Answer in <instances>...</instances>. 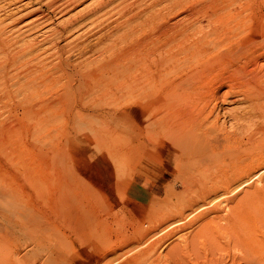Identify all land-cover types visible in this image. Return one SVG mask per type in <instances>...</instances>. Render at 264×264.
Wrapping results in <instances>:
<instances>
[{"label":"rangeland","instance_id":"obj_1","mask_svg":"<svg viewBox=\"0 0 264 264\" xmlns=\"http://www.w3.org/2000/svg\"><path fill=\"white\" fill-rule=\"evenodd\" d=\"M46 1L48 0H0V17L3 18L5 16L3 19H0V26L5 27V25H8L10 27V29L8 26L5 27V37L8 36L7 38L10 39L9 42L12 40L10 43L16 48L23 43L14 44L16 40L21 37H24L23 39L25 41L32 40L31 43L34 42L33 46L37 48L29 58L32 59L31 61H27L29 60L27 58L25 61H19L18 58H15V63L10 62V60L5 57L10 51V53L16 54V50L13 48L14 46H11L13 49L10 48V51L6 50L8 51L6 53L0 51V55H3L0 57V264H101L102 262L103 264H108L113 260L110 259L111 261H109L108 259L115 256L121 259L118 264H125L126 261L133 258L134 252L132 251V253L128 251V249H131V247L135 245L141 231L151 226L156 227L158 220H174L178 210L181 211L187 208L186 211H189V207L193 205L194 200L198 196L195 192L197 179L195 180V185L193 184L194 180H189L190 183L187 182L188 184H186L187 178L178 175L182 171L179 154L170 151L168 155L166 152L156 151V72L158 71L159 74L162 70L163 72L161 71L159 74L162 77L164 76L163 74H165L164 72H167L164 78L172 79V77L174 78L176 76L174 72L175 69L172 68L173 70L171 72H174L172 75L171 73L169 74L167 70L170 68L169 66L171 63L172 65H176L178 63L176 60H179V65L183 61V56H187L188 59L185 58L187 60L190 58L191 60H189V62L185 60L188 66L192 67L194 64L193 61L195 60L194 55L196 54L186 53V55H182V58L180 57L181 59L175 60L172 58L173 61L172 59L168 60L170 55L166 54L165 51L163 55H169V57L167 56L168 59L166 56H160L158 51V53L154 51L156 50V28L161 26L164 22L170 24L182 20L183 22H181L184 24V17L187 15L185 23L187 27L191 26V29L188 28L189 34L192 32L191 37L194 36V38H199L203 34L209 39L214 37L215 33L219 38L220 35L223 34H229L230 38H236L242 35L244 33L243 31L248 27L253 26V22L255 21L253 20V13L264 10V0H227L228 2L226 0H160V2L159 0H125L126 2H122L124 0H111L110 2L112 3H109L107 5L108 7L104 8V12H101L103 11L102 9L98 12L99 14H94L95 17H91V20L89 19L86 21L87 25L84 22L83 24L76 25V28L74 27L73 29L67 27L68 32L64 31V35H60L59 37L56 36V38H60H57V40L55 36H48L49 34L53 35L50 32L52 29V33H55L54 28L56 30L61 29V26H64L69 18L72 19L75 16L77 17L79 14L86 11V8L89 9L106 0H68L69 2L56 4L52 8L47 5ZM211 1L214 3L211 4L212 6L210 5ZM236 1H238V3ZM7 2L10 3L6 4ZM171 2H173V5ZM176 2L177 5L175 7ZM178 2L182 3L179 4ZM233 2L234 4L232 5ZM64 3L65 5L63 6ZM186 4L188 5V9ZM180 5H184L182 6L183 8L181 7L179 9ZM116 6H119L121 9ZM123 6H125V9ZM255 6L257 7L256 9H254ZM239 9L241 11L240 13ZM34 10H36V12L26 14ZM166 10L168 12L170 11V13ZM173 10H175L174 13L172 12ZM222 10L228 12L232 11L233 13L236 12L238 15L240 14L239 16L233 17L238 24L239 22L242 24L237 30L235 29L233 34L227 31L222 19H220L219 16H215L216 14L214 15L216 11L218 13ZM130 11L131 13H129ZM39 13L40 15H38ZM149 13H151L152 16L149 15ZM171 13L173 15L167 18ZM7 14H11V16ZM159 14L162 15L160 16L161 19L159 18ZM157 15L158 18H156ZM17 18H19V22L11 26L10 23L12 19ZM144 18L148 20L147 23L149 25ZM93 21H95L94 25L91 23ZM262 21L263 20H261L260 23ZM16 24V28L20 26L18 29L21 33L23 31L22 29H26L23 31V35L19 33L18 29L16 30ZM31 24H33V27ZM36 24H40V26L38 25L37 27ZM233 24L234 23L230 24L232 28H234ZM89 30L91 31L89 32ZM151 31H153V35ZM48 32L49 34L46 35ZM10 33L13 35H18L19 33L20 37L17 38V35L13 37ZM100 33H102V35H100ZM70 35L71 40H68L70 39ZM25 36H27V38ZM30 36H32V38ZM121 36L123 37L122 39L119 38ZM147 36H149L148 39ZM150 36L153 37L150 38ZM29 37L30 39L28 40ZM130 37L132 38V40H130L131 43L134 41L132 44L136 43L138 40L141 41V39L144 42L142 44H146L144 46H138L139 49L137 45L130 44V41H128ZM66 39L69 43H66ZM160 39H162V37ZM153 40H155V42H153ZM53 41L55 42L52 44ZM124 41H127L126 45ZM225 41H222L223 44L221 43V46L217 45L218 47L216 46L214 51L211 49L210 53L215 55L221 51ZM44 42H46V44ZM110 42L111 44H109ZM104 43H106L107 46H112L106 51V49H103ZM114 43H120L122 46L120 44H115V46H118H116V48ZM81 44L88 46L87 50H81L84 46ZM80 45L81 47H79ZM43 46L45 49H41ZM55 46H57L60 51ZM141 47L142 49L143 47L146 49H143L142 52ZM150 49L154 50L151 51ZM128 51H130L131 54H129ZM104 52L105 54H103ZM124 52L126 54L128 52V58H126L127 55ZM39 53H42L43 56ZM144 54H148L146 55L147 58H149V55L153 58H149L150 61L152 60V63L149 61L151 64ZM223 54L221 53L219 56ZM141 55L144 56L142 57ZM245 55L243 54L242 57L240 56L238 58L239 64L241 63L242 66L246 65V67L251 65V68H246L249 70V73L259 72L260 69H262L261 65L263 64L264 66V61L261 60L255 67L250 63L247 65L246 61L251 58V55ZM9 56H11V54H9ZM121 56H124L126 60L124 57L122 59ZM139 56H141L140 59ZM162 57L165 58V61L161 62L160 60L163 59ZM157 59L161 63H165L161 65ZM142 60L144 63H138V61L141 62ZM153 60L155 61L154 65H152L154 62ZM37 61L41 64L37 63L38 65H35L34 63ZM114 61L117 63L114 64ZM118 62L120 65H118ZM228 63L227 61L220 62V67L222 68L221 74H224L221 80L217 78L218 80L212 82L214 86H218V84L222 82L221 86L223 87L220 88L218 95H224L226 92L225 88H228L227 92H229L230 88H232L230 91L239 89L240 86L237 87V84L241 85L242 82L241 80L233 78V74L228 68L223 70L224 66L229 65ZM165 64H168V67ZM24 65L25 67H23ZM3 66L5 68L8 66L9 69H5ZM13 66L17 68L14 69ZM28 66H32V68H27ZM165 68H167L166 71L164 70ZM183 68H185V65H183L181 69L177 67L178 72ZM7 69L9 71H7ZM263 69L259 74L262 75V79L264 80ZM2 71L7 72L5 73ZM19 71L22 73L20 74ZM27 71L30 72V74ZM16 72H18L19 75ZM101 72L103 73L100 74ZM105 72L107 74H105ZM225 72L231 73V76ZM115 73H117V75ZM3 74L6 75L4 76ZM33 74L34 76H31ZM89 74H91V76ZM11 75H15V77L13 78ZM102 75L103 77L106 75L105 78L107 79L103 78ZM107 75L109 77H107ZM21 76L22 78H20ZM128 76L129 78L127 79ZM23 77H26V80ZM32 79L36 81L34 82ZM17 81H19L18 84L19 86L21 85L20 87H25V85L28 84L29 88L27 85V89L22 88L21 90L19 86L17 88ZM216 81H218V83ZM239 81L241 82L239 83ZM21 83L25 85L23 86ZM6 88L10 90V97H5L3 95V92L7 90ZM78 89L87 91V93H84L86 96L83 94L81 97H78ZM70 90L72 94L69 93ZM241 95L242 94H233L232 96V94H229L231 98L226 96L229 100L225 98L227 103L222 100L224 102L222 107L220 105L222 103L220 99L215 102L211 100L210 102L213 105L217 103L215 110L217 109L219 111L220 109V112L214 110V113L208 118L210 122L206 120L203 123L208 121L207 124L205 123L204 125H207L209 129H212L211 125L215 123L219 131H214V134L218 137L220 134H223L224 131H227L229 135H231V140L246 141L247 138H254L252 142L237 144V146L231 144L228 148L230 150H243L241 158L243 156L244 158L242 159L247 158L246 155H253V157L257 155L263 156L264 114H260L257 111L258 109H252V105H249L250 102L245 98L246 96L243 97L242 95V98ZM230 99L233 102H231ZM234 99L237 102H235ZM242 99H244V101ZM40 101H43V103ZM261 101H259L260 104L263 103ZM37 102L39 103L38 106H36L38 104ZM210 102L208 106L211 104ZM218 102L221 103L219 104ZM212 104L211 106H213ZM245 105H248L247 107L250 106L252 110ZM39 107H41L40 110H38ZM246 108L249 109L251 113L254 111L258 116L255 115L250 120L245 119L246 121L244 119L238 118L236 120L231 118L234 114L236 116L239 114H246V111L248 112ZM240 109L244 110V112H241ZM213 114H216L218 118L216 122L213 120L216 116H212ZM211 119L213 121H211ZM221 128H223V130ZM243 128L245 130H243ZM244 131L247 132L244 134ZM251 132H253V134ZM158 135H161V133H158ZM249 144L252 145V147L249 146ZM159 152L163 154H159ZM257 152H259V154H257ZM164 156L166 160V170L162 172L165 180L163 182L162 191L160 194L156 195L149 190L151 182L150 177H152L156 171L157 162L164 161ZM112 158L114 159L112 160ZM176 176L178 178H176ZM180 179L181 181L184 180L185 183L181 182ZM191 188L195 189L192 190ZM171 190L173 192H171ZM189 199L193 202L191 200L189 201ZM153 203L156 204L154 205ZM195 227L196 225H193L189 227L190 229L188 227L182 229L180 226H177L172 230L177 229L179 230L177 234H183L191 229L194 230ZM138 229L142 230L140 231ZM226 235L228 234L222 232L217 237V239L219 238L218 242L220 247L217 246V250H215L217 253L211 252L213 250H211L212 248L209 246L208 240L205 238L206 236L203 235V237H200L201 239L199 238L200 240L197 246L183 249L176 258L172 261H168L166 264H194L195 262V264L199 262L204 264V262L207 263L208 261L209 263L213 261V259L220 258L223 262L220 263L225 264L229 262L230 256L236 252V248H239V246H233L232 243L227 240L228 236L226 238ZM220 237L222 238L221 240ZM167 240L170 241L173 239L170 238L164 241L166 242ZM139 241L141 240L139 239ZM165 242H163V244H168V241ZM223 244L228 248L225 249V252L223 250ZM146 246H148V244H146ZM122 252L126 255L123 259L121 257ZM214 254H216V256H213ZM235 254H237V252ZM225 258H227V260H225ZM107 260L109 262H107ZM150 263L149 259L143 258L140 264ZM151 264H156V262Z\"/></svg>","mask_w":264,"mask_h":264},{"label":"bare ground","instance_id":"obj_2","mask_svg":"<svg viewBox=\"0 0 264 264\" xmlns=\"http://www.w3.org/2000/svg\"><path fill=\"white\" fill-rule=\"evenodd\" d=\"M70 1V0H69ZM68 0H48L47 5L50 6L51 8L54 7V5L59 4V3H63V2H69ZM73 1V0H71ZM77 1V0H76ZM111 0H106L105 2L99 3L96 6H93L89 9L86 8V11L82 12L80 11L81 14H79L77 17H73L72 19L69 18L68 22L64 25L61 26V29H55V33H52L53 29L50 31L51 34L50 35L49 32L46 34L48 36H55V39L57 40V38L60 35H64L63 32H68L67 31V27H69L70 29H73L76 25H80L83 24L84 22L86 23L87 20H89L91 17H95L94 14L98 13L99 11H101L103 9L104 12V8L108 7L107 5ZM114 1V0H113ZM122 1V0H121ZM120 1V2H121ZM129 1V0H128ZM162 1V0H161ZM186 1V0H184ZM188 1V0H187ZM217 1V0H216ZM221 1V0H220ZM227 1V0H226ZM251 1V0H250ZM119 2V3H120ZM122 2H126L125 0ZM160 2V0H159ZM167 2V1H166ZM228 2V1H227ZM238 3V1H236ZM10 2H7L6 4H8ZM93 3V2H92ZM157 3V2H156ZM173 2H171L172 4ZM179 4H181L182 2H178ZM219 3V1H218ZM249 3V2H248ZM255 3V2H254ZM94 4V3H93ZM121 4V3H120ZM127 4V3H125ZM131 4V2H130ZM133 4V2H132ZM175 4V3H174ZM184 4V3H183ZM189 4V3H188ZM214 4L212 3V1L210 2V5ZM224 4V3H223ZM234 4V2L232 3V5ZM250 4V3H249ZM65 5V3L63 4V6ZM91 5V4H90ZM124 5V4H122ZM121 5V6H122ZM173 5V4H172ZM177 5V2L175 4V7ZM185 5V4H184ZM182 5V6H184ZM208 5V4H207ZM230 5V6H232ZM62 6V5H61ZM60 6V7H61ZM62 6V7H63ZM168 6V5H167ZM171 6V5H169ZM180 5L179 9L182 7ZM188 5L186 4V7ZM190 6V5H189ZM212 6V5H211ZM214 6V5H213ZM219 6V5H218ZM37 7V6H35ZM49 7V8H50ZM119 7V6H116ZM125 6H123L124 8ZM174 7V8H175ZM227 7V6H226ZM233 7V6H232ZM120 8V7H119ZM122 8V10H123ZM153 8V7H152ZM183 8V7H182ZM230 8V7H229ZM234 8V7H233ZM237 8V7H236ZM257 7L255 6L254 9H256ZM263 8V7H262ZM34 9V8H33ZM32 9V10H33ZM36 9V8H35ZM41 9V8H39ZM58 9V8H56ZM121 9V8H120ZM119 9V11H120ZM125 9V8H124ZM186 9V8H185ZM188 9V7H187ZM246 9V8H245ZM244 9V10H245ZM121 10V11H122ZM168 10V9H167ZM166 10V11H167ZM171 10V9H170ZM177 10V9H176ZM227 10V9H225ZM222 10L221 12L216 11V13H214L215 16H219L220 19H222V21L225 24V27L227 29L228 32H233L235 31V29L237 30L238 27H241V23L236 22V19H234V16H237L238 14H236V12H232V11H225ZM237 10V9H236ZM235 10V11H236ZM247 10V9H246ZM13 11V10H12ZM42 11V10H41ZM55 11V10H54ZM164 11V10H163ZM175 10H173L172 12L174 13ZM183 11V10H182ZM234 11V10H233ZM36 12V10L32 11L31 13L28 12L26 14H32ZM168 12V11H167ZM208 12V11H206ZM240 9H239V13H240ZM38 13V12H37ZM122 13V12H121ZM131 13V11L129 12ZM133 13V12H132ZM170 13V11L168 12ZM179 13V11H178ZM187 13V12H186ZM249 13V12H248ZM20 14V13H19ZM42 14V13H41ZM99 14V13H98ZM119 14V12H118ZM242 14V13H241ZM9 16H11V14H7ZM6 15V16H7ZM40 15V13L38 14ZM37 15V16H38ZM94 15V16H93ZM132 15V14H131ZM138 15V14H137ZM149 15H151V13H149ZM173 14L171 13V15H168L167 18L169 16H172ZM189 15V14H188ZM240 15V14H239ZM238 15V16H239ZM245 15V14H244ZM243 15V16H244ZM34 16V15H33ZM124 16V15H122ZM126 16V15H125ZM129 16V14H128ZM152 16V15H151ZM159 14V18H160ZM165 16V15H164ZM5 17V16H4ZM3 17V18H4ZM135 17V16H134ZM133 17V18H134ZM147 17V16H146ZM150 17V16H149ZM187 17V15H186ZM186 17H184V24L180 21V22H174V23H170L168 24L167 22H162L163 24L159 27L156 28V39L154 37V39L156 40V50L154 49H150L151 51H158L159 55L162 56L163 52L165 51L166 54L169 55H163V56H168L167 59L171 60L173 59H181L182 55H186V53H194L196 55L195 56V60L193 61L194 64L192 67L188 66L187 61L189 62V60H191L187 56H183V61L182 63H179V60H176V62L178 61V63L176 65H171L169 66L170 68L167 69L165 68L164 70L166 71V69L169 71L168 73L171 75L175 72V77L172 79H167L164 78L165 74L167 72H164L165 74H163L164 76L162 77L161 75H159L161 73V71L158 74V71L156 72V151H163L164 153L166 152L168 155L171 152H176L179 154V160L181 161V168L182 171L178 174L179 176H183L187 178L186 184L190 183L189 180H194V185H195V180L197 182L196 185V189L195 192L197 193V198L194 199V203L193 205H191V207H189V211H186V209L181 210V211H177L178 213H176V219L174 218V220H170V219H161L158 220L156 223V227H149L143 231H141L142 229H138L140 230V236L139 239L141 241L136 240L135 245H133L131 247V249L129 248L128 251H133V258H131L130 260L126 261L125 264H130V263H134V264H140L144 259H149L151 263H163L166 264L168 261H172L174 258H176L180 251H182L183 249H187L188 247H194L197 246L199 243V240L201 239L200 237L203 235L206 236L205 238H207L208 240V244L209 246L212 248L211 252H216L215 250H217V246L219 247V238L217 239V237L222 233L225 232L228 235H226L227 240L232 243L233 246H239V248H236V252L237 254H235L236 252H234V254H232V256H230V260L229 262H226L225 264H264V158L262 155H257L255 157H253V155H246L247 158H244V156L241 158V155L243 154V150L239 151L236 149H228L230 147L231 144H234L237 146V144H246L248 142H252V139L247 138L246 141H236V139L231 140V135H229V132L224 131L223 134H220V136L218 137L216 134H214V131H219L218 126H216V124L214 123V125H211V128L213 129H209V127L204 125L205 123L207 124V122L209 121L208 118L209 116L214 113L213 111L215 110V107L217 105V103H214V105L210 102L211 100H213L214 102L218 99H220L221 101L224 100H229L228 98H226V96L229 97V94H242L243 97L246 96L245 98H247L246 100H248L249 105H252V109L255 108L254 110H257L260 114H264V80L262 79V75L259 74V72H261V70L263 69V64L261 65L262 69H258L259 72H250L249 70L246 69V65L242 66V64H239V57L244 54H250L251 58L249 60L246 61L247 65L253 64V66H257L259 64V62L261 60L264 61V10L263 11H259V12H254L253 13V20H255L253 22V26L248 27L245 31H243L244 33L238 37H234V38H230L229 34H223L219 36H217L214 33V37L212 38H207L205 35H201L199 38L192 36L191 37V30H190V34L188 31V28L191 29L190 27H187V24L185 23ZM189 17V16H188ZM251 17V15H250ZM2 17H0L1 19ZM2 18V19H3ZM109 18V17H107ZM127 19V16L125 17ZM154 18V17H153ZM158 18V15L157 17ZM238 18V17H236ZM252 18V17H251ZM9 19V17H8ZM7 19V20H8ZM19 18L17 19H12L10 25L14 26L15 23H18ZM28 19V18H27ZM125 19V20H126ZM146 20V18H144ZM143 19V20H144ZM161 19V18H160ZM171 19V18H170ZM189 19V18H188ZM249 19V18H248ZM247 19V20H248ZM35 20V19H34ZM40 20V19H39ZM91 20V19H90ZM98 20V19H97ZM107 20V19H106ZM157 20V19H156ZM155 20V21H156ZM163 20V19H162ZM169 20V19H168ZM167 20V21H168ZM180 20V19H179ZM190 20V19H189ZM242 20V19H241ZM250 20V19H249ZM263 20L261 23L260 21ZM27 21V20H26ZM45 21V20H44ZM43 21V22H44ZM148 20H146L147 23ZM159 21V20H158ZM197 21V20H196ZM239 21V20H237ZM246 21V20H245ZM5 22V21H2ZM1 22V23H2ZM9 22V20H8ZM39 22V21H38ZM37 22V23H38ZM65 22V21H64ZM94 22L93 23L94 25ZM142 22V21H141ZM151 22V21H149ZM153 22V20H152ZM151 22V23H152ZM6 23V22H5ZM31 23V22H30ZM29 23V26H30ZM34 23V22H32ZM36 23V22H35ZM46 23V22H45ZM143 23V22H142ZM144 23V24H146ZM161 23V21H160ZM194 23V22H193ZM233 24L232 25L230 24ZM26 24V23H25ZM24 24V25H25ZM28 24V23H27ZM41 24V23H40ZM40 24H36V26L38 27V25L40 26ZM148 24V23H147ZM146 24V25H147ZM154 24V23H153ZM151 24V25H153ZM189 24V23H188ZM3 25V24H1ZM23 25V24H21ZM33 27V24H31ZM42 25V24H41ZM45 25V24H44ZM87 25V23H86ZM85 25V26H86ZM91 25V24H90ZM149 25V24H148ZM158 25V24H157ZM195 25V23H194ZM197 25V24H196ZM8 25H5V27H7ZM82 26V25H81ZM92 26V25H91ZM90 26V28H91ZM154 26V25H153ZM5 27L0 26V51H2V53H6L9 50L12 45V40L9 42V38L5 37L4 35V30ZM17 27V24L15 26V28ZM20 26H18L19 28ZM30 27V28H32ZM84 27V26H83ZM89 27V25H88ZM150 27V26H148ZM8 28L10 29V27L8 26ZM13 28V27H11ZM16 28V30L18 29ZM29 28V27H28ZM58 28V27H57ZM76 28V27H75ZM79 28V27H78ZM103 28V27H102ZM68 29V30H70ZM153 29V28H152ZM195 29V28H194ZM12 30V29H11ZM23 31L26 30L25 28L22 29ZM21 30V31H22ZM28 30V29H27ZM32 30V29H30ZM37 30V29H36ZM35 30V31H36ZM75 30V29H74ZM81 30V29H80ZM109 30V29H108ZM19 31V29H18ZM22 31V33L19 31L20 34H24V32ZM33 31V30H32ZM71 31V30H70ZM85 31V30H84ZM91 30H89L90 32ZM240 31V30H239ZM15 32V31H14ZM26 32V31H25ZM29 32V31H28ZM38 32V31H37ZM46 32V31H45ZM73 32V31H72ZM79 32V31H78ZM86 32V31H85ZM104 32V31H103ZM108 32V31H107ZM153 31H151L152 33ZM197 32V31H196ZM219 32V31H218ZM7 33V32H6ZM12 34L13 37L15 35H17V38L20 37V34ZM31 33V32H29ZM28 33V34H29ZM44 33V32H42ZM88 33V32H87ZM133 33V32H132ZM239 33V32H238ZM26 34V33H25ZM27 34V35H28ZM34 34V33H32ZM36 34V33H35ZM55 34V35H54ZM67 34V33H65ZM79 34V33H78ZM82 34V33H81ZM84 34V33H83ZM91 34V33H89ZM126 34V33H125ZM124 34V36H125ZM129 34V33H128ZM127 34V35H128ZM134 34V33H133ZM132 34V35H133ZM21 35V36H22ZM37 35V34H36ZM42 35V34H41ZM45 35V36H46ZM68 35V34H67ZM74 35V34H73ZM100 35H102V33H100ZM104 35V34H103ZM126 35V36H127ZM131 35V34H130ZM153 35V33H152ZM194 35V34H193ZM46 36V37H48ZM56 36H58L56 38ZM78 36V35H77ZM129 36V35H128ZM127 36V37H128ZM10 37V35H9ZM27 38V36H25ZM32 38V36H30ZM30 37L28 38V40L30 39ZM50 37V38H51ZM69 37V36H68ZM73 37V36H72ZM76 37V36H75ZM102 37V36H101ZM104 37V36H103ZM109 37V35H108ZM107 37V40H108ZM126 37V38H127ZM149 36H147L148 39ZM153 36H150V38ZM162 37V39H160ZM202 37V39H201ZM12 38V37H11ZM24 38V37H23ZM22 37L20 39H17L16 42L14 44H18L20 42L21 43L19 46H17V48L14 46L13 48H15L16 50V54H12L10 52H8L9 54H11V56H9V54L5 57H7L10 62L15 63V58H18L19 61L22 60H27L32 56L33 51H35L36 46H33L34 42H32V40L30 41H25ZM34 38V37H33ZM44 38V36H43ZM42 38V39H43ZM62 38V37H61ZM74 38V37H73ZM99 38V37H98ZM105 38V37H104ZM119 38H123L122 36ZM125 38V37H124ZM131 38V37H130ZM132 40V38L130 39ZM140 38V37H139ZM146 38V37H145ZM144 38V39H145ZM197 38V39H196ZM46 39V38H45ZM60 39V38H58ZM226 39V41H225ZM15 40V39H13ZM49 40V39H48ZM54 40V39H53ZM55 40V41H56ZM67 40V39H66ZM71 40V35H70V39ZM67 40L66 43H69ZM120 40V39H119ZM138 40V39H137ZM155 40H153V42H155ZM25 41V42H24ZM52 41V40H51ZM50 41V43H51ZM53 41L52 44L55 42ZM61 41V40H60ZM59 41V42H60ZM77 41V40H76ZM96 41V40H95ZM111 41V40H109ZM149 41V40H148ZM147 41V42H148ZM151 41V40H150ZM222 41L224 42V45H222L223 47L221 48V51H219L218 53H216L215 55L210 53V50L213 49L217 46L220 45L221 43L223 44ZM14 42V41H13ZM86 42V41H85ZM102 42V41H101ZM115 42V41H113ZM120 42V41H119ZM127 42V41H126ZM126 42L124 41V44L126 45ZM134 41H132L133 43ZM136 42V41H135ZM46 44V42H44ZM48 43V42H47ZM48 43V44H50ZM73 43V42H72ZM71 43V44H72ZM100 43V42H99ZM121 43V42H120ZM118 43V44H120ZM130 41V44H132ZM141 39L138 40L136 43L132 44V45H137V47L139 46H144L145 44ZM226 43V44H225ZM47 44V45H48ZM58 44V43H57ZM70 44V45H71ZM86 44V43H85ZM95 44V43H93ZM105 45L103 46V49H107L110 46H107L106 43H104ZM111 44V42L109 43ZM117 43H114V46ZM117 44V45H118ZM129 44V43H127ZM129 44V45H130ZM45 45V46H47ZM61 45V44H60ZM78 45V44H77ZM84 45V44H81ZM81 45L79 47H81ZM97 45V44H95ZM116 45V46H117ZM121 45V44H120ZM124 45V47H125ZM131 45V46H132ZM150 45V44H149ZM155 45V44H154ZM153 45V46H154ZM37 46H41V45H37ZM62 46V45H61ZM69 46V45H68ZM72 46V45H71ZM76 46V45H75ZM115 46V47H116ZM122 46V45H121ZM128 46V45H127ZM152 46V44H151ZM150 46V47H151ZM221 46V45H220ZM219 46V47H220ZM52 47V46H51ZM57 47V46H55ZM118 47V46H117ZM116 47V48H117ZM138 47V48H139ZM146 47V46H145ZM218 47V46H217ZM11 48V49H13ZM50 48V47H49ZM58 48V47H57ZM61 48V47H60ZM63 48V47H62ZM88 46L84 45L83 48L81 50L85 51L87 50ZM113 48V47H112ZM120 48V46H119ZM152 48V47H151ZM40 49V48H39ZM41 49H45L44 46ZM40 49V50H41ZM54 49V48H53ZM80 49V48H79ZM100 49V48H99ZM130 49V48H129ZM128 49V50H129ZM133 49V48H131ZM140 49V48H139ZM142 49V47H141ZM143 49L145 50L146 48L143 47ZM143 49L141 50L143 52ZM216 49V48H215ZM57 50V49H56ZM59 50V48H58ZM101 50V49H100ZM123 50V49H122ZM137 50V48H136ZM135 50V51H136ZM148 50V49H147ZM149 50V52H150ZM13 51V50H12ZM60 51V50H59ZM105 51V50H104ZM119 51V50H118ZM121 51V50H120ZM43 52V51H41ZM82 52V51H81ZM92 52V51H91ZM129 54L130 51H128ZM127 52V54H128ZM133 52V51H132ZM141 52V53H142ZM157 52V53H158ZM56 53V52H55ZM107 53V52H106ZM125 53V52H124ZM123 53V54H124ZM138 53V52H137ZM140 53V52H139ZM151 53V52H150ZM154 53V52H153ZM156 53V54H157ZM162 53V54H161ZM223 54L221 56H219L220 54ZM37 54V52H36ZM42 54V53H39ZM105 54V52L103 53ZM126 54V53H125ZM126 54V55H127ZM143 54V53H142ZM46 55V54H45ZM138 55V54H137ZM136 55V56H137ZM140 55V54H139ZM145 55V54H144ZM143 55V56H144ZM148 55V54H146ZM145 55V57H146ZM158 55V54H157ZM247 55V56H248ZM3 56V55H2ZM0 55V57H2ZM41 56V55H40ZM43 56V54H42ZM142 56V55H141ZM139 56V59L140 57ZM142 56V57H143ZM190 56V55H189ZM246 56V55H245ZM122 57V56H121ZM124 57V56H123ZM122 57V59H123ZM181 57V58H180ZM187 59H186V58ZM234 57V58H233ZM24 58V59H23ZM27 58V59H26ZM42 58V57H41ZM125 58V57H124ZM128 58V55L127 57ZM125 58V60H126ZM135 58V57H134ZM138 58V57H137ZM147 58V57H146ZM149 58L150 57L149 55ZM148 59V62L150 61ZM161 58V57H160ZM159 58V59H160ZM163 58V57H162ZM3 59V58H2ZM5 60H7L6 58H4ZM103 59V58H102ZM101 59V61H102ZM144 59V58H143ZM153 59V58H152ZM172 59V61H173ZM187 61H186V60ZM241 59V58H240ZM245 59V58H244ZM17 60V61H18ZM32 59H29L27 61H31ZM40 60V59H39ZM38 60V61H39ZM57 60V59H56ZM166 60V61H168ZM26 61V63H27ZM36 61V60H35ZM35 62L34 64L36 65L39 62ZM118 61V60H116ZM116 61H114V64L117 63ZM121 61V60H120ZM140 61V60H139ZM138 63H142L143 60L141 62ZM154 61V60H153ZM157 61H159L157 59ZM156 61V62H157ZM162 61H165V58H163ZM159 61V62H160ZM221 61H227V63L229 65L224 66L223 70L225 68H228V70H231L232 72V77L237 79V80H241L239 81V83L241 82V85L237 84V87H239V89L237 90H232V88H230L229 92H227V89L225 88L226 92L223 95H218L220 92V88L223 87L222 82L220 84H218V86H214L212 84L213 81L218 80V79H222V68L220 67V62ZM243 61V59H242ZM262 61V62H263ZM34 62V61H33ZM43 62V61H42ZM111 62V61H109ZM122 62V61H121ZM133 62V61H132ZM147 62V61H146ZM145 62V64H146ZM152 63V60L150 61ZM149 62V63H150ZM159 63L161 65H163L164 63ZM175 62V61H174ZM173 62V63H174ZM238 62V64H237ZM1 63V62H0ZM3 63V60H2ZM19 63V62H17ZM21 63V62H20ZM112 63V62H111ZM123 63V62H122ZM144 63V62H143ZM150 63V64H151ZM226 63V62H225ZM11 64V63H10ZM9 64V65H10ZM24 64V63H22ZM30 64V63H29ZM41 64V63H39ZM107 64V63H106ZM155 64V61L153 62L152 65ZM175 64V63H174ZM187 64V65H186ZM236 64V65H235ZM244 64V62H243ZM4 65V63H3ZM17 65V64H16ZM38 65V64H37ZM96 65V64H95ZM118 65L119 62H118ZM141 65V64H138ZM149 65V64H148ZM166 66L168 64H165ZM164 65V66H165ZM183 65H185V68H183L180 72H178L177 67H179V69H181L183 67ZM219 65V66H218ZM22 66V65H20ZM34 66V65H33ZM100 66V65H98ZM106 66V65H105ZM122 66V65H121ZM120 66L121 70L122 67ZM127 66V65H126ZM131 66V65H130ZM160 66V65H159ZM158 66V67H159ZM222 66V65H221ZM14 67V66H13ZM12 67V68H13ZM25 67V65L23 66ZM32 66H28L27 68H29ZM157 67V68H158ZM168 67V66H167ZM259 67V68H261ZM3 68H5L3 66ZM8 68V66L6 67ZM5 68V69H6ZM17 68V67H16ZM14 67V69H16ZM21 68V67H20ZM105 68V67H104ZM107 68V66H106ZM109 68V67H108ZM119 68V67H118ZM127 68V67H126ZM174 68L175 71L171 72ZM232 68V69H230ZM248 68H251V65H249ZM9 69V68H8ZM7 69V71H9ZM24 69V68H23ZM26 69V68H25ZM98 69V68H97ZM256 69V68H255ZM4 70V69H2ZM22 70V69H20ZM99 70V69H98ZM107 70V69H106ZM105 70V71H106ZM116 70V69H115ZM120 70V69H119ZM118 70V71H119ZM227 70V69H226ZM257 70V69H256ZM6 71V72H7ZM117 71V72H118ZM127 71V70H126ZM264 71V69H263ZM5 72V71H2ZM5 72V73H6ZM25 72V71H24ZM28 72V71H27ZM26 72V73H27ZM104 72V71H103ZM103 72H101L100 74H102ZM153 72V71H152ZM163 72V71H162ZM178 72V73H177ZM1 73V72H0ZM18 73V72H16ZM19 73L21 74L22 72L19 71ZM18 73V75H19ZM30 74V72H28ZM112 73V72H111ZM120 73V72H119ZM177 73V74H176ZM227 73V72H225ZM264 73V72H263ZM8 74V73H7ZM14 74V73H13ZM25 74V73H24ZM22 74V75H24ZM28 74V75H29ZM105 74H107L105 72ZM113 74V73H112ZM117 75V73H115ZM121 74V73H120ZM228 75H230L229 73H227ZM1 75V74H0ZM4 75V74H3ZM6 75V74H5ZM4 75V76H5ZM17 75V77H18ZM27 75V74H26ZM91 76V74H89ZM226 75V74H225ZM12 76V75H11ZM31 76H34L31 75ZM29 76V77H31ZM121 76V75H120ZM125 76V75H124ZM167 76V75H166ZM231 76V75H230ZM229 76V78H230ZM13 78L15 77L12 76ZM27 77V76H26ZM26 77L25 78L26 80ZM103 77V75H102ZM106 77V75H105ZM103 77V78H105ZM107 77H109L107 75ZM131 77V76H130ZM134 77V76H133ZM220 77V78H219ZM227 77V76H226ZM231 77V79L233 80V78ZM3 78V77H2ZM6 78V77H5ZM22 78V76L20 77ZM90 78V77H89ZM102 78V79H103ZM126 78V77H125ZM129 78V76L127 77V79ZM218 78V79H217ZM228 78V77H227ZM29 79V78H28ZM31 79V78H30ZM35 79V77H34ZM32 79L34 82L36 80ZM37 79V77H36ZM91 79V78H90ZM107 79V78H105ZM229 79V80H231ZM17 80V78H16ZM125 80V79H124ZM228 80V79H227ZM13 81V80H12ZM15 81V80H14ZM92 81V80H91ZM225 81V80H224ZM234 81V80H233ZM236 81V80H235ZM21 82V81H20ZM69 82V81H68ZM218 83V81H216ZM229 82V81H228ZM227 82V83H228ZM19 83V81H17V84ZM23 83V82H22ZM21 83V84H22ZM42 83V82H41ZM226 83V84H227ZM234 83V84H235ZM4 84V83H3ZM38 84V83H37ZM95 84V83H94ZM224 84V83H223ZM225 84V85H226ZM233 84V86H234ZM15 85V82H14ZM23 85V84H22ZM25 85V84H24ZM23 85V86H24ZM28 87V84H26ZM25 87H20L19 84L17 85L21 88H26ZM31 85V84H30ZM35 85V84H34ZM230 85V84H229ZM2 86V85H1ZM228 86V85H227ZM226 86V87H227ZM231 86V85H230ZM70 87V86H69ZM232 87V86H231ZM29 88V87H28ZM33 88V85H32ZM41 88V87H40ZM234 88V87H233ZM2 89V88H1ZM7 89V88H6ZM16 89V87H15ZM18 90V89H17ZM24 90V89H23ZM34 90V89H33ZM3 91V90H2ZM10 90H5V92H3V95L5 97H10ZM20 91V90H18ZM22 92V91H20ZM19 93V92H18ZM69 93H71V90L69 91ZM84 93H87V91L82 90V89H78V97H81ZM89 93V92H88ZM92 93V92H91ZM228 93V94H227ZM41 94V93H40ZM68 94V92H67ZM72 94V93H71ZM90 95V94H89ZM210 95V96H208ZM218 95V96H217ZM241 95V97H242ZM23 96V95H22ZM84 96H86V94H84ZM88 96V94H87ZM239 96V95H238ZM92 97V96H91ZM240 97V99H241ZM242 97V98H243ZM226 98V100H225ZM231 98V97H229ZM238 98V97H237ZM72 99V98H71ZM233 100V99H232ZM235 100V99H234ZM244 101V99H242ZM241 100V101H242ZM262 100V101H261ZM23 101V100H22ZM212 101V102H213ZM231 101V99H230ZM239 101V98H238ZM259 101L263 102L262 104L259 103ZM41 103H43V101H40ZM98 102V101H97ZM211 103L213 106H211V104L208 106V103ZM233 102V101H231ZM235 102H237L235 100ZM38 103V102H37ZM36 103V104H37ZM219 103V102H218ZM221 103V102H220ZM219 103V104H220ZM224 102L222 101V103L220 104L222 107V104ZM227 103V101H226ZM45 104V103H44ZM218 104V105H219ZM246 104V103H245ZM248 104V103H247ZM19 105V104H18ZM17 105V106H18ZM39 103L36 105L38 106ZM246 106V105H245ZM248 106V105H247ZM246 106V107H247ZM219 107V106H217ZM250 107V106H249ZM247 107V108H249ZM250 107V110H252ZM257 107V108H256ZM37 108V107H36ZM248 112L246 111V114L242 115V116H236L235 114L231 117L234 119H247L250 120L252 119L256 114L249 112V109H247ZM41 107L38 108V110H40ZM244 109V108H243ZM27 110V109H26ZM217 110V109H216ZM215 110V111H216ZM237 110V109H236ZM241 110V109H240ZM29 111V109H28ZM208 111V112H207ZM218 111V110H217ZM244 112V110H241V112ZM26 112V111H24ZM220 112V109L219 111ZM225 112V110H224ZM228 112V111H227ZM236 112V111H234ZM239 112V110H238ZM80 113V112H78ZM232 113V112H231ZM217 114V113H216ZM216 114L212 115V116H216ZM226 114V113H225ZM218 115V114H217ZM220 115V114H219ZM223 115V113H222ZM227 115V114H226ZM258 116V115H256ZM224 117V116H223ZM230 118V119H231ZM208 120L207 122L203 123L204 121ZM213 120L216 122L218 120L217 116L215 118H213ZM211 119V121H213ZM233 120V119H232ZM235 121V120H234ZM240 121V120H239ZM246 121V120H245ZM210 122V121H209ZM220 122V121H219ZM242 122V120H241ZM248 122V121H247ZM238 123V122H237ZM236 123V124H237ZM246 123V122H244ZM243 123V124H244ZM249 123V122H248ZM224 124V123H223ZM234 124V123H233ZM203 125V126H202ZM210 125V124H209ZM219 125V124H218ZM221 125V124H220ZM242 126V125H241ZM261 126V125H260ZM225 127V126H223ZM237 127V126H236ZM243 127V126H242ZM246 128V127H245ZM223 130V128H221ZM225 129V128H224ZM236 129V128H235ZM221 130V131H222ZM233 130V129H232ZM239 130V129H238ZM243 130H245L243 128ZM250 130V129H249ZM247 130V131H249ZM244 131V134L245 132ZM231 132V131H230ZM235 132V131H233ZM254 132V131H253ZM253 132H251L253 134ZM158 133H161V135H158ZM220 133V132H219ZM241 133V132H240ZM239 134V133H238ZM250 134V133H249ZM256 134V133H255ZM237 135V134H236ZM240 135V134H239ZM243 136V135H241ZM240 136V138H241ZM260 139V138H259ZM251 140V141H250ZM165 143H164V142ZM236 141V142H235ZM260 141V140H258ZM257 141V142H258ZM251 144V143H250ZM252 147V145H250ZM255 144V143H254ZM258 144V143H257ZM257 146V145H256ZM255 146V147H256ZM247 147V146H246ZM250 148V147H249ZM244 149V148H243ZM246 149V148H245ZM257 149V148H256ZM259 149V148H258ZM241 150V149H240ZM255 150V149H254ZM256 151V150H255ZM254 151V152H255ZM249 152V151H248ZM247 152V153H248ZM253 153V152H252ZM116 154V153H115ZM159 154H163L160 153ZM254 154V153H253ZM256 154V153H255ZM257 154H259V152H257ZM113 155V154H111ZM116 156V155H115ZM86 158V157H85ZM114 158H112L113 160ZM179 168V169H181ZM113 169V168H112ZM179 171V170H178ZM214 171V172H213ZM176 178H178L176 176ZM181 181V179H180ZM181 182H184L181 181ZM188 182V183H187ZM185 183V182H184ZM183 183V185H184ZM191 183V185H192ZM172 185V184H171ZM187 186V185H186ZM190 187V186H189ZM169 188V187H168ZM171 188V187H170ZM186 188V187H184ZM69 189V188H68ZM189 189V188H187ZM186 189V190H187ZM192 189V188H191ZM192 189V190H193ZM71 190V189H70ZM167 192V191H166ZM165 192V193H166ZM169 192V191H168ZM171 192H173L171 190ZM182 192V191H181ZM190 192V191H189ZM193 193V192H192ZM169 194V193H168ZM170 195V194H169ZM194 196V195H192ZM192 198V197H191ZM191 199H189L190 201ZM188 201V202H189ZM192 201V200H191ZM193 202V201H192ZM157 203V202H156ZM155 203V204H156ZM154 204V203H153ZM154 204V205H155ZM175 204V203H174ZM188 204V203H187ZM192 204V203H191ZM152 205V204H151ZM103 207V206H102ZM191 208V209H190ZM164 210V209H163ZM84 215V214H83ZM153 218V217H152ZM187 221H186V220ZM146 220V219H145ZM170 220V221H169ZM186 221V222H185ZM185 222V223H184ZM196 225V227L194 228V230H189L191 226ZM177 226H180V228L184 229L186 227H188L189 231L183 234H177L179 232V230L175 229L172 230L174 227L176 228ZM178 228V229H180ZM137 230V231H138ZM178 231V232H177ZM38 232V231H37ZM221 232V233H220ZM220 233V234H219ZM223 235V234H222ZM225 236V235H224ZM223 236V237H224ZM222 237V236H221ZM220 237V240L222 239ZM173 239V240H167L166 242L168 244H163V242H165L164 240L166 239ZM200 238V239H199ZM225 240V238H224ZM165 242V243H166ZM223 243V242H221ZM220 243V244H221ZM225 243V242H224ZM227 243V242H226ZM146 244H148V246H146ZM207 244V241H206ZM224 245V244H223ZM222 245V247H223ZM231 245V246H232ZM144 246H146L145 248H143ZM221 246V245H220ZM229 246V244H228ZM232 246V247H233ZM207 247V246H206ZM221 247V248H222ZM227 246L224 245V252ZM220 248V247H219ZM89 249V248H88ZM189 249V248H188ZM197 249V248H196ZM208 249V248H207ZM210 249V248H209ZM233 250V248H232ZM190 251V250H189ZM193 251V250H192ZM199 251V250H198ZM210 251V250H209ZM127 252V251H126ZM132 252V253H133ZM219 252V251H218ZM222 252V251H221ZM223 252V254H224ZM241 254H239V253ZM118 253V252H117ZM217 253V252H216ZM230 253V252H229ZM129 254V253H128ZM194 254V253H193ZM199 254V253H197ZM196 254V255H197ZM212 254V253H210ZM220 254V253H219ZM226 254V253H225ZM228 254V253H227ZM121 257L122 259L126 256L124 254V252L121 253ZM200 255V254H199ZM114 256V255H113ZM207 256V255H206ZM204 256V257H206ZM212 256V255H211ZM213 256H216V254H214ZM219 256V255H218ZM48 257V256H47ZM130 257V256H129ZM197 257V256H196ZM200 257V256H199ZM210 257V256H208ZM223 257V256H222ZM228 257V255H227ZM195 258V257H194ZM203 258V257H201ZM220 258V257H219ZM47 259V258H46ZM112 261H111V260ZM221 259V258H220ZM220 259H213V261L209 262L207 261L208 264H222L223 262ZM109 261H111L108 264H118V262L121 260L118 258V256L115 257H110L108 259ZM107 260V262H109ZM176 260V259H175ZM179 260V259H178ZM183 260V259H182ZM208 260V259H207ZM225 260H227V258H225ZM148 261V260H147ZM184 261V260H183ZM203 261V260H202ZM224 261V260H223ZM178 262V261H177ZM182 262V261H181ZM194 262V261H193ZM198 262V261H197ZM222 262V263H220ZM225 262V261H224ZM145 263V262H143ZM149 263V262H148ZM150 263V264H151ZM184 263V262H183ZM187 263V262H185ZM196 263V262H195ZM194 263V264H195ZM200 263V262H199ZM198 263V264H199ZM204 262V264H207ZM103 264V262L101 263ZM106 264V263H105ZM124 264V263H121ZM170 264V263H169ZM172 264V263H171ZM177 264V263H176ZM181 264V263H180ZM203 264V263H200Z\"/></svg>","mask_w":264,"mask_h":264},{"label":"crops","instance_id":"obj_3","mask_svg":"<svg viewBox=\"0 0 264 264\" xmlns=\"http://www.w3.org/2000/svg\"><path fill=\"white\" fill-rule=\"evenodd\" d=\"M164 161L162 162H157L156 164V171L154 172V175L150 177V185H149V190L153 192L154 194L158 195L162 191L163 188V182H164V174L163 172L166 170V160L164 156ZM163 171V172H162ZM142 183V182H141Z\"/></svg>","mask_w":264,"mask_h":264}]
</instances>
